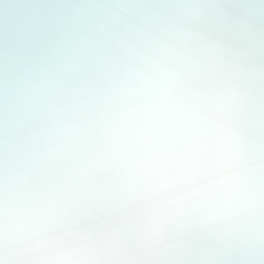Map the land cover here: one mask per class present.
<instances>
[{
    "label": "snow or ice",
    "instance_id": "1",
    "mask_svg": "<svg viewBox=\"0 0 264 264\" xmlns=\"http://www.w3.org/2000/svg\"><path fill=\"white\" fill-rule=\"evenodd\" d=\"M0 264H264V0L0 9Z\"/></svg>",
    "mask_w": 264,
    "mask_h": 264
},
{
    "label": "bare ground",
    "instance_id": "2",
    "mask_svg": "<svg viewBox=\"0 0 264 264\" xmlns=\"http://www.w3.org/2000/svg\"><path fill=\"white\" fill-rule=\"evenodd\" d=\"M11 0H0V9H3L5 5L9 4Z\"/></svg>",
    "mask_w": 264,
    "mask_h": 264
}]
</instances>
